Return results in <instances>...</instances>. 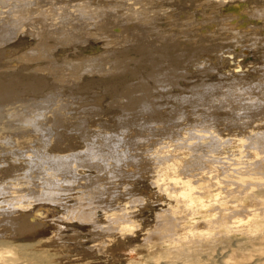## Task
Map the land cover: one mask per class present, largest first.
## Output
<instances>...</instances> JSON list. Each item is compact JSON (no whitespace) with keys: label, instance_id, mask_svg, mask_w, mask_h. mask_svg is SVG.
I'll return each mask as SVG.
<instances>
[{"label":"bare ground","instance_id":"1","mask_svg":"<svg viewBox=\"0 0 264 264\" xmlns=\"http://www.w3.org/2000/svg\"><path fill=\"white\" fill-rule=\"evenodd\" d=\"M43 1L46 2L45 0ZM57 1L58 0H51L43 11V6L39 4L41 0H0V32L3 30L5 31L7 26L11 27L14 23L19 24V30H23V23H28L34 18H40L42 19L40 21L42 26L39 29V34L36 35L40 40L48 36L56 35L55 28L60 20L64 21V23L62 22V31L70 35V29L68 30L65 26V24H67L66 22L70 23L71 21L69 20L76 18V16L85 15L89 4L76 1V4L71 2L74 5L71 4L69 8L57 7L53 9L52 7ZM100 1L101 7L104 6L110 11L116 8L128 13L127 11L134 9V12L136 11L135 15L131 16L140 21H144L146 17L153 14L160 13L166 15L169 8L172 6L158 5L156 1L152 4V0ZM184 1L180 0V4L175 5H181V3L184 5ZM214 1L219 2L220 12L218 11L219 16L214 15V17H212L211 15V17H209L212 21L218 22L221 26H228L230 32L239 38L247 35H245L244 32L250 31L248 34L252 36L254 42L257 40V35H259L257 32H259L261 26L259 28L258 25L257 27L259 30L256 31L258 28L254 27L252 24H256L255 21L258 17L264 16V8L255 5L253 7L251 6L252 8L250 9L249 2H247L248 0H240L239 2L229 1L231 2L229 5L226 4L228 0ZM259 1L260 0L257 2L259 3ZM257 2L256 4H258ZM261 2L264 4V0H261ZM31 3L32 5H36L37 11L42 13L37 12V15L32 17L28 9ZM251 3H253V0H250V4ZM90 7L92 6L90 5ZM188 8L190 7H187V9ZM199 8L201 7L199 6ZM246 8H249L250 12H248ZM195 10L192 9L188 14H186V12L189 10L186 11V16L180 14V21L177 23L180 32L188 38L191 36L190 34L194 35V37L200 35L199 33L198 36H195L197 32H194V30L197 31L194 27L200 25L198 23L200 20L198 21V17L196 18L197 15L195 13L197 11ZM245 10L250 14L247 15ZM204 15H206L205 12ZM208 25L205 27H208ZM211 25H214V23ZM198 27L199 26H197V28ZM201 27L206 30L204 26L201 25ZM209 27V32L211 29L215 28L214 26ZM113 29H115V27H111L109 31L103 30L105 32H103V36L113 45V48L116 49L118 44L125 42L126 38L123 35H125L126 32H122L123 29L121 31L119 27L115 31ZM166 30L167 29H159L153 24L148 27L147 33L150 31L154 32V36H156L157 40L160 42L157 47L164 46L163 43H167L166 45L170 49H166L162 52H151L150 55H148L151 56L157 53L160 55L161 61L158 62L153 58L154 56L149 59L151 68L146 78L153 79L155 82L154 84L160 87L164 82L166 83V81L169 82L172 87H178L179 80H187L185 71L179 72L178 70L181 68L176 67L180 61L178 56H186L189 52L186 48L188 46L184 47L177 44L176 41L174 42L176 34H170L169 32L171 31ZM12 31L13 33L16 32V30ZM199 31L201 30L199 29ZM202 32L203 31H201V33ZM211 33L214 34V31L211 30ZM211 33L210 36L212 35ZM204 34H207L206 31ZM204 34L203 37L200 35V39L203 40V38H205L204 36H207ZM229 35L231 36V34ZM261 35H263V33ZM14 37L13 35L9 39L7 38L0 41V83H8L13 88L11 91L5 93L7 96L5 99L0 98V153H4L3 151L5 150L11 153H9L10 158L8 157L10 160H8L9 163L6 166L4 164L5 167L0 165V264H52L50 262L51 255L48 252L55 251L57 246L60 245L58 242V234L59 230L63 227V225L61 227L59 224L62 220L69 221L67 223H76V220L80 223H87L93 230H101L104 234L113 231L123 241L127 235L134 234L137 230H140L144 236V243L141 246L138 245L137 251L142 253V255H146V259L151 260L153 264H264V74L262 72L257 71V73L263 74V79L261 78L262 80L259 82L253 81L251 79L253 76L255 77V75H253L252 78H248L249 73L248 75L245 74L247 76L244 75L242 63H239L240 60L231 59L234 63L232 69L226 72L224 71L223 74L220 73L222 76L219 74V76L226 80L225 83H220L221 85L224 84L220 87L225 89V92L228 93L227 95L236 97L239 100V106H235V102L234 105L227 103L229 105L228 108L224 106L223 110L220 108L218 110V112L222 111V114L226 115L223 122L224 126H226L225 131L227 129L226 134L221 133L222 131L219 129L220 126L217 127L220 121L218 120L219 117L217 118L218 115L209 111L212 113V118L210 116L209 118H211V120L203 122V124H194V120H191L193 124L188 120L183 124L177 121L178 123L175 124V129L170 126L172 129L166 130L162 134L159 133V138H157V136L155 139L153 137V139L150 137L145 139V136L141 138L138 137L140 141L142 140L141 143L143 142L146 144L145 147L140 148V155H144V160H146L143 166L150 167L152 170V182L156 183L161 190H165L171 199V203H168L166 208L155 211L154 220H152L153 223L142 228L137 221L139 213L136 211L141 206L144 207L145 205L142 193L139 194L134 192L132 188L129 190L124 188L130 191L129 196H126V200H128L126 202L119 201L111 204L112 201L115 200V197L117 198L116 192L109 190L110 187L113 188V186L118 185V183L114 181L117 178L116 173H123L127 169L134 173V168L141 170L138 161L136 162V160H134L135 156H130L133 159L131 163L128 161L124 164V159L129 155H125L124 151L119 153L121 150L119 151V145L117 144L111 146L106 144V141L112 139L111 137L117 135L118 132L116 131L117 134L113 136L111 133L109 134L107 132L101 136L102 139L98 144V146L100 145L99 147H95L96 144L90 141L89 143L87 142L88 144H86V147L82 150L76 148V135L68 133L69 122L76 121V126H79L77 125L78 123H83L81 120L84 118V108L86 109L89 105L95 109L93 112L102 115L103 111H100L101 107L99 103L101 104L103 96L99 98L101 99L100 102L98 98L96 99L93 97L95 100H92L88 106L78 109V111L69 108V102L65 100L66 98H61L41 99V102L47 101V104H42V106L35 109L30 108L29 112H23L21 107H18L23 106L26 108L29 100L20 97V95L32 93L39 96L43 92L45 93L47 80L44 76L33 75L29 72L30 70H42L41 66L43 65L25 68L19 65L17 67V64L14 62L15 59L17 60L24 57L37 56L36 59L41 58L42 55L39 54L38 51L36 52L37 47H39V45L41 46V42L36 43L35 48L33 46L32 48H26L29 45L26 44L27 41L24 42L25 40L23 41V39L22 41L19 40V43L8 45ZM121 38L125 39H122L123 41L120 42ZM259 39H261V37ZM262 41L264 42V40ZM22 45H25V48H22L23 50L19 52ZM154 47L156 46L148 41H143L137 45V49L140 52ZM263 47L264 46H262V48ZM118 48L120 49L118 51L119 55H110L109 52L104 51L99 54L96 53L97 55L94 54V56L87 50L85 52V54L88 53L86 56L80 57L79 55H75L79 56L77 59H68L65 56V59L62 61H49L47 70H52L53 74V71H75L76 68L86 65L91 68L90 73L94 72L101 77L105 75L116 76L123 73V70L118 69L119 66L126 65L127 68L129 67V55H131L126 53V49L122 47ZM243 50L244 48L242 51ZM238 52L241 51L239 50ZM253 52L255 51L253 50ZM193 53L194 52L188 53V57L191 58L190 62L201 69L197 67L201 74L205 75L208 72L211 73L209 68L211 66L206 67L208 66L205 61L207 55L205 57L206 59L194 60L192 57ZM18 54L21 55L17 57L16 55ZM206 54H208V56L210 55L209 53ZM221 54L222 53H220L219 56H221ZM228 54L227 52L226 55ZM231 54L233 55V52ZM246 55L247 57H245L248 58L247 53ZM212 56L217 57V55ZM222 57L223 56H221L220 59H222ZM169 58H173V60ZM55 59H57L56 56ZM163 59L170 60V63L167 64L166 71H163L161 68L162 64L165 63ZM184 61H187V59ZM207 62L210 61L208 60ZM29 66H32V63ZM131 66H133V64H131ZM216 66L218 67V65ZM24 70L29 71L25 73ZM254 70L250 72L253 73ZM56 73L57 72H55V74ZM251 73L250 75H252ZM43 74H45V72ZM256 76H259V74ZM220 78H218V81H220ZM255 78L257 79V77ZM53 79L56 80L57 78L53 77ZM78 80L79 77H76L71 81L69 85L71 90L80 86L76 82ZM85 80L86 79H84V83H86ZM88 81L86 83L87 85L90 84ZM104 83H106L107 87L110 86L116 90L117 100H114V105L118 104V107L122 109L121 111L123 112L117 116L114 115L115 119L118 121H125L126 118L128 119V117H130L135 122L138 115L146 116L158 113L161 106H163V104H156L153 101L154 96L150 93V86L145 78L138 77L137 81H131L128 77L127 79L123 77V79L106 80ZM211 83L215 84L217 89L220 88L218 84L214 82ZM169 84L168 87H170ZM195 84L197 85H189L190 87L188 89L191 93L190 96H186L187 94L181 95V102H183V99L186 100V98L189 97H193L191 98L192 100L195 98H197V100L204 99L208 96V93H211L213 90L210 91L211 86H214L213 84L209 85L208 82L201 84L196 82ZM85 88H87V86ZM216 88H214L215 90H213V92L217 90ZM122 89L128 90L122 92ZM158 89L162 90V88L159 87ZM165 89H163V91ZM186 90L184 89V91ZM157 91L155 90V92ZM171 91L172 89L170 92H166L167 96L169 95L178 100L180 96L179 93L176 95ZM209 96H211V94ZM212 96L214 97V95ZM171 97L170 100L172 99ZM222 97L225 98L224 96H221V98ZM226 98L224 100H226ZM167 99L169 100V98ZM213 99L214 98H212V100ZM229 100L232 101L233 99ZM205 101L207 100L205 99ZM217 101L220 102L221 99ZM35 102L37 101L35 100ZM194 102L195 104L197 103L196 100H194ZM198 102L203 103V100H198ZM185 103L187 104V102ZM180 104L182 105V103ZM212 104L214 105L215 102ZM217 106L219 107L220 105L218 104ZM134 107H137L138 111L132 113V108ZM71 110L75 111V113H72ZM175 110H177V108ZM169 111H171V109ZM179 111L181 112L182 109ZM182 113L185 114L184 110L179 113L181 114L179 120L180 117H185ZM201 115L203 116V112ZM168 120L170 119L168 118ZM16 121L19 123L14 124ZM105 121L109 120L105 119ZM199 121L202 122L204 120L199 119L198 122ZM152 123L154 124V122ZM141 126H143V124ZM59 127H68V129L59 130ZM43 131H48V135H52V138H50L51 136L45 138L47 134H44L45 132L43 133ZM97 132H95V135H88V137L98 136ZM75 133L77 134V132ZM119 134H122V132L120 133L119 131ZM86 136V133L82 134L83 139ZM118 138L120 141L125 140L126 137L118 136ZM83 141L85 142V140ZM136 142L134 144H137ZM121 148H124V146ZM6 154L8 155V153ZM121 162H123L124 165ZM132 165L136 167H132ZM90 169H95L99 175L97 177L88 174L85 175V170ZM100 173L105 175V182L101 181L102 178L100 177ZM68 187L72 190L78 189L80 192V195L74 196V202L72 204L62 201V193L67 191L66 188ZM123 187H126V185H123ZM94 199H98V201L95 202ZM94 202L98 203V205L93 206ZM48 203L58 204L60 210L48 205ZM110 205L113 207H110ZM97 208L102 209L103 221L95 216ZM72 231L76 233V229ZM107 236H110V233L107 234ZM112 238L113 237H111V239ZM146 241H148V243H146ZM147 260L142 259L140 263L148 264ZM127 264L135 263L129 262Z\"/></svg>","mask_w":264,"mask_h":264},{"label":"rangeland","instance_id":"2","mask_svg":"<svg viewBox=\"0 0 264 264\" xmlns=\"http://www.w3.org/2000/svg\"><path fill=\"white\" fill-rule=\"evenodd\" d=\"M45 1L46 2L41 0V2H39V4L41 6H43L42 7L43 11H44L46 5H48V3L51 0H45ZM76 1L77 2H86V3L89 4V6L87 7V11H86L85 15L76 16V18H73L72 20H69V21H71L70 23L66 22L67 24H65V26H66V28L68 30L70 29L69 30L70 31V35L67 34V33L65 34V32L62 31V29H63L62 22L64 23V21L60 20V21H58V23L56 25V28H55L56 29V35L48 36L45 39H41L40 40L38 37H36V35L39 34V29L42 26V23L40 22L42 19H40V18H34V19H31L30 22H28V23H23L22 24L23 25L22 26L23 30H19L18 29L19 24L14 23V24H12L11 27L7 26V29H5V31L3 30V31L0 32V35H1L0 36V41H3V39H7V38L9 39L13 35L15 36L14 39L11 41V43H9L8 45L13 44V43H19V40L22 41V39H23V41L25 40L24 42H26V41L28 42V43L26 42V44H28L29 46H27L26 48H32V46L35 48V44L38 43V42H41V46L39 45V47H37V50H36V52L38 51V53L42 55L41 58L36 59L37 56L36 57H24V58H20V59H17V60L15 59L14 62L17 64V67L19 65V66H23L25 68L33 67V66H37V65H39V66L43 65V66H41L42 70L38 69L39 71H31V70L30 71L27 70V71H29L33 75L44 76L46 78V80H47V83H46V86H45V90L46 91H45V93L43 92L39 96L37 94H32V93H28V95H27V93L21 94L20 97L29 100V103L27 104L26 108L23 107V106H19L18 108L21 107L23 112H29L30 108L35 109V108H39L40 106H42V104H44V105L47 104V101L41 102L40 101L41 99L46 100V99H61V98L63 99V98H66L65 100L67 102H69L68 103L69 108H71L73 110L76 109V111H78V109H81L82 107L88 106L89 103L92 102V100H95V98L96 99L98 98V100L100 102L101 99H99V98H101L103 96V100H101V104L99 103V105L101 107L100 111H103L102 115L101 114L98 115V114H96V112H93V111H95V109H93L89 105L86 109L84 108V112H83L84 116L82 115L84 117V118L82 117L84 120L83 119L81 120V122H83V123H78L77 125H79V126H76L77 122L76 121H74V122L71 121V122H69L70 123V125L68 126L69 129H68V127L67 128H65V127H61L60 128L59 127L60 128L59 130L68 129V133L69 134L76 135V148L78 150L84 149L86 147V144H88L90 141H91V143H95L96 144V145L93 144V145H95V147H99L100 145L98 146V144H99V142H101V139H102L101 136L102 135H104L105 133L108 132L109 134L111 133V135L113 136L114 134H117V132H118L117 135L113 136L114 138L115 137L116 138L114 139L113 137H111L112 138V139H110L111 141L107 140L106 144L110 145V146L114 145V144H117V145H119V147L117 146L119 148V151L121 150L120 152L118 151L119 153H122V151H124L125 155H129V156H127L126 159H124V161H125V162L123 161L124 164H126V162H128V161H129V163H131V161H133V159L130 156H133V157L135 156L134 160H136V162L138 161V165L141 168V170H137V169L134 168L133 171H134L135 174L133 172H130L128 169L123 172L126 175L123 174V173H120V172L116 173V175H117L116 179L117 180L115 179L114 181L117 182L118 185L117 186H113V185L109 184V185L113 186V188L110 187L109 190H111L112 192H116L117 198L115 197V200H113L112 203L111 202L110 203L113 204V203H116V202H119V201L120 202H126L128 200V199L126 200V198L129 196L130 191H127L125 189L129 190L130 188H132V190L134 192H137L139 194L142 193L145 205H144V207L141 206L138 210H136L139 213L137 221H138L140 227H142V228L143 227H147V226L151 225V223H153L152 220H154L155 211H157V210H159L161 208H163V209L166 208L167 204L171 203V201H170L171 199L169 198V195H168V193L165 190H161L156 183L152 182V180H151V176H152L151 171L152 170L150 169V167L149 166H143L144 165V161H146V160H144V157H145L144 155H142V156L140 155V148L145 147L146 144L143 143V142L141 143L142 140L140 141L139 138H141L142 136H145L146 137L145 139H148L147 137H150L151 139H153V138L155 139L156 136H157V138H159V135L164 133L166 130L168 131V130L172 129L173 127L175 129L176 128V125H175L176 123L179 122L180 124H183L184 122H186V120H188L192 124H193V121H191V120H194V124L195 123L196 124L197 123L198 124H203V122L211 120V118H212L211 114L212 113H215L216 115H218L217 118L219 117L218 120H220V121H219V124H218L217 127L220 126L221 128L219 127V129L222 131V132L221 131L220 132L226 134L227 133V129L225 131L226 126H224V124H223L224 119H225L224 117H226V115L222 114L221 110H223L224 106L228 108V106H229L228 104L234 105V102H235V106L238 105L239 104V100L236 97H232L230 95H227L228 93L225 92V89L220 87V86L224 85V84L221 85L220 84L221 82L222 83L226 82V80L223 77H221L222 76L221 74H223L224 71L226 72L227 70L228 71L231 70L232 67L234 66V63H233V61L231 59H235V60L239 59L241 61L240 62L238 60L239 63L240 64L242 63L241 65L243 67L242 69H243L244 75L245 74L248 75V73H249L248 78L249 77L252 78V76L255 75V77H257V79L254 76H253L252 79L251 78L250 79L253 80V81L255 80L256 82L257 81L259 82V81H261L263 79L262 76L264 74V66H263L264 65V57H263L264 56L263 55L264 54V49H263L264 47L262 48V46H264V42L262 40H264V37H263L264 36V30H263L264 29V16L263 17H258V18L256 17L257 18V20L255 21L256 24H252L254 27H257L259 25L258 27L260 28V26H261V28H262V29L260 28V30H259V28L257 27L258 29L256 31L259 30V32H257V33H259V35H257L258 36L257 40H260V41L255 40V42L258 43V44H256L254 42V40L252 39V36L250 34H248V33H250V31L244 32L245 35L246 34L247 35L239 38V37H236L235 35H233L230 32L228 26L227 27H225L224 25L221 26V25H219L218 22L212 21L209 18V17H211V15H212V17H214V15H216V16L218 15L219 16L220 5H219V2H216L214 0H193V1L192 0H190V1L189 0H185V1L183 0L185 2V4L187 3L186 5L185 4L182 5V3H181V5H175V4H180V2H179L180 0H159V2H158V0H154V1L152 0V4H154L153 2L156 1V3H158V5H165V6L166 5L167 6L172 5L174 9L171 6V8H169L168 13L166 15H162L160 13L159 14L149 15L148 17L145 18L144 21H140V20H136V19L132 18L131 15H135V12H136V11L134 12V9L127 11L128 13H126L124 10L116 9V8H114L113 10L110 11V10H107L106 7H104V6L101 7V5H100L101 1L100 0H87V1L86 0H71V1H69V0H58L57 3H55L52 8L53 9L57 8V7L69 8L72 3L76 4L77 3ZM229 1L239 2L240 0H228L227 3H226L227 5H229L231 3ZM257 1L258 0H256V1L253 0V3L250 4V0H248L247 2H249V5H250V6L248 5L249 8L251 9L255 5H258V7L260 6V8H264L263 2H261V0H260L259 3H258ZM256 2L258 4H256ZM74 4H72V5H74ZM90 5L92 7H90ZM189 5H192L197 10H195L192 6H189ZM199 6L202 9L199 8ZM187 7H190V8L187 9ZM249 8L248 9L246 8V10L248 12H250ZM28 9L31 12L32 17L36 16L37 12H39V11H37V6L36 5H32V3L28 7ZM192 9L197 11L195 13L197 16L196 15L195 16H196V18L198 17V21L200 20L198 22L200 25H197L199 27L198 28H197V26L194 27L197 30V31L194 30V32H197L195 34V36H198L199 33H200V35H202V37H203V34L206 31L207 34H204V35H207V36H204L205 38H203V40L200 39V35L198 37H194V35L190 34L191 36H189V38L185 37L184 34H182L180 32V28L177 25V23L180 21L179 17L181 15L182 16H186L185 12L189 10L188 12H186V14H188ZM212 10L213 11L215 10L216 12L215 11L213 12ZM247 11H246V14L249 15L250 13H247ZM180 12H184V13H180ZM204 12H205L206 15H204ZM39 13H42V12H39ZM137 13H138V11H137ZM156 23H158V24H156ZM208 23H209L210 27L214 26L216 28L215 29V28L212 27L213 29H211V30L214 31V34L211 33V30H210V32L208 31L209 30L208 29V27H209ZM213 23H214V25H211ZM152 24L156 25L157 28H159V29L162 28L164 30L167 29L166 31H171L172 33L169 32L170 34H176V37H175L176 39L174 40V42L176 41L177 44H180L181 46H184V47L188 46L189 49H188V47H186L187 50L189 52H194L193 56H192L194 60L195 59L196 60H198V59L199 60H203V59L207 58L205 61L208 64V66H206V63H205V66L206 67L211 66V67H209L211 73L208 72L207 74H205L206 76L204 74H201L200 73L201 69L197 65L195 66L194 63L190 62L191 58L188 57L189 56L188 55L189 52L187 51L188 53L186 54V56H183V55H181L180 57L178 56V58H180V61L178 62L176 67H180L181 68V69L178 70L179 72H184L185 71V75H186V78H187V80L186 79L179 80V86L178 87H175V86L172 87V85L169 84V82H167V81H166V83L164 82L163 83L164 85L162 84L161 87H160V86L154 84L155 82L153 81V79L146 78V76L150 72V68H151L150 64H149V59H151V57L154 56L153 58H155L158 62L161 61L160 55H158L157 53H155L154 55H151V56H148V55H150L151 52H156V51L162 52V51H165L166 49H170L166 45L167 43L166 44L163 43L164 46L157 47L160 44V42H159V40H157V37L154 36V32L150 31L149 33H147L148 27L151 26ZM25 25H27V26H25ZM134 25H135V27H134ZM136 25H137V27H136ZM201 25L204 26V28L206 30H204L201 27ZM207 25H208V27H205ZM111 27L112 28L115 27V29H113L114 31L117 30L118 27H119V28H121V31L123 29L122 32H124V31L126 32V34L123 35V36H125L126 39L125 38H121L120 39V42L123 41L122 39H125V42L124 43L121 42L120 44H118L116 49L113 48V45L110 44L108 42V40L103 36L104 35L103 34V32H104L103 30L109 31V29H111ZM199 29L201 31H203V32L201 33V31H199ZM12 30H16V32L13 33ZM210 33L212 34L211 36H210ZM215 33H216V35H215ZM228 33L231 34V36ZM262 33H263V35H261ZM259 36L261 37V39H259L260 38ZM235 38H236V40H235ZM233 40H234V42H233ZM143 41L151 42L156 47L149 48L148 50L140 52L137 49V45L139 43L143 42ZM32 43H33V45H32ZM247 44H249L250 46L247 45ZM251 44H252V46H251ZM237 46H238V48H237ZM242 46H245V47H242ZM118 47H120V48L122 47V48L126 49L125 50L126 53L127 54H131V55H129L130 56L129 67L127 68L126 65L119 66L118 69L123 70V73H121L119 75H116V76L115 75L114 76L105 75V76L101 77L100 75H98V74H96L94 72L90 73L91 68L86 66V65H83V66H81L79 68H76L75 71H68L67 72L65 70H61V71L58 70V71H53V74H52V70H49V69L47 70V66L49 64V61H54V60L55 61H57V60L62 61L63 59H65V56L68 59H74V58L77 59L79 56L80 57L86 56V54H88V53L85 54V52L87 50H88V52L91 55H94V54L97 55V54H99L101 52H104V51L105 52H109L110 55H113V54L119 55L118 51L120 49ZM235 47H236V49H235ZM252 47H254V48H252ZM22 48H25V45H22V47L20 48L21 50L19 52H21L23 50ZM243 48H244V50L242 51ZM106 49H107V51H106ZM239 50L241 52H244L245 54L241 53V52H238ZM253 50L255 52H253ZM214 51H215V53H214ZM224 52H226V53H224ZM227 52L231 56L229 54L226 55ZM230 52L231 53L233 52V55ZM66 53H68V54H66ZM201 53H203V54H201ZM206 53H209L210 55L208 56V54H206ZM220 53H222L221 56H223L225 58L222 57V59H220V57H221V56H219ZM239 53H241V54H239ZM246 53L248 54L249 60H248V58H246L247 57ZM200 54L203 55V56H201ZM20 55L21 54H18L16 56L18 57ZM53 55H55L57 59H55V56H53ZM75 55H79V56H75ZM206 55H207V57H206ZM212 55H217V57L216 56L213 57ZM199 56L201 57V59H200ZM240 56H241V58H240ZM51 57L54 58V59H52ZM212 58H213V61H212ZM169 59L173 60V58H169ZM169 59H163V62L165 61V63L162 64V66H161L163 71L167 70L166 69L167 68V64L170 63ZM186 59H187V61H184ZM246 59H247V61H246ZM208 60L210 62H207ZM247 62H250V63H247ZM27 63H28V65H27ZM31 63H32V66H29V65H31ZM212 63H213V65H212ZM33 64H35V65H33ZM131 64H133V66H131ZM216 65H218V67ZM219 65L221 66V69H220ZM248 65H251V66H248ZM258 66L261 67V68H259ZM262 66H263V68H262ZM184 67H185V69H184ZM43 70H45V71H43ZM252 70H254L256 72L253 71V73H254L253 74V73L250 72ZM24 71H25V73H28L26 70H24ZM212 71H214L215 73L212 72ZM247 71H249V72H247ZM257 71L262 72L263 74H260L259 72L257 73ZM44 72H45V74H43ZM55 72H57V73L55 74ZM217 73H218V76L221 73L220 74L221 76L218 77ZM250 73L252 75H250ZM59 74H62V75H59ZM257 74H259V76H256ZM126 75H127L129 80L131 79V81H135V80L137 81L138 77H142V78L146 79L147 83L150 86L149 87V91L154 96L153 97V101L156 104H158V103L161 104V105L163 104V106H161V109L158 111V113H155V114L153 113L151 115H146V116L145 115H138L137 116L138 119L136 118L135 122L130 117H128V119L126 118L125 121L124 120L123 121L122 120L118 121L117 119H115V116H117V115H119V114H121L123 112L121 111L122 109H120L118 107V104L114 105V100H117L116 90L113 89L110 86L107 87V85H106V83H104V81L112 80V79H116L117 80L118 78L119 79H121V78L123 79V77H124V79H127ZM247 75H245V76H247ZM62 76H63V78H62ZM53 77H55L57 79L55 80V79H53ZM76 77H79V80L76 81V82L80 86H78L76 88H73L71 90L69 85L71 84V81L74 80ZM217 77L218 78L221 77L220 81H218L219 79ZM82 79H83V81H82ZM84 79H86L85 80L86 83L89 80L88 83L90 82V84L87 85L86 83H84ZM202 80H203V82H202ZM152 81H153V83H152ZM196 82L198 84L207 83L208 82L209 85L213 84L211 82H214V83L218 84V87H220V88L217 89L216 88L217 86L215 84H213L214 86H211L210 91L212 89L215 90L214 88H216L217 90L214 91V92L212 90L211 93L209 92L208 96L211 94V96H209V98H208V96H206V98H204V99H198L199 101L203 100L204 104L202 102H198L197 98L192 100L191 98H193V97L186 98V100L183 99L182 100L183 102H181L180 101L181 100L180 98H182L181 95L183 96V95L187 94L186 96H188V95L190 96L191 93L189 92L188 88L190 86H192V85H197V84H195ZM262 83H263V81H262ZM168 84H169L170 87H168ZM86 86H87V88H85ZM88 86H90V87H88ZM158 87L162 88V90L161 89L159 90ZM182 87H184V88H182ZM185 87H187V88H185ZM89 88H90V91H89ZM12 89L13 88L8 83H0V98H4L5 99L7 97L5 95V93L11 91ZM163 89H165V90L163 91ZM171 89H172V91H171L172 93H175L176 95H177V93H179L180 96H179L178 100L175 99L174 97L172 98L169 95L167 96L166 92H170ZM184 89L185 90L187 89V90L184 91ZM127 90L128 89H122V92H125ZM155 90L156 91L158 90V91L155 92ZM223 93H226V94H223ZM215 94H217V95H215ZM45 95H46V97H45ZM212 95H214V97ZM220 95L224 96L225 98H226V95H227V98L230 96L228 98V100L229 99H233L232 100L233 102L230 101V100L228 101L227 98H226V100H224L225 98H223V97H222L223 98V100H222ZM89 97H90V99H89ZM93 97H95V98L93 99ZM170 97L172 98L171 100H170ZM210 97H212L214 99L212 100V98H210ZM37 98H39V99H37ZM167 98H169V100ZM205 99L207 101H205ZM215 99H216V101H215ZM218 99H219V101L221 99L222 102L221 101L218 102L217 101ZM35 100L37 102H35ZM160 100H162V101H160ZM194 100L197 101L196 104H195ZM188 101H189V103H188ZM30 102H33V103H30ZM71 102H73V103H71ZM178 102L182 103L183 106L180 103H178ZM185 102H187V104ZM213 102H215L214 105L212 104ZM206 103H207V105H206ZM224 103H226V104H224ZM218 104L220 105L219 107L217 106ZM204 106H206V107H204ZM175 107L177 108V110H175L176 109ZM201 107H204V108H201ZM219 108L221 109L220 110L221 112H218ZM87 109H88V111H87ZM170 109H171V111H169ZM180 109H182L181 112H183V110H184V113H185V114L182 113L183 115H185V117L184 116L182 118L180 117V120L183 119V120H181V122L179 120V116L181 115V114H179V113H181L179 111ZM73 110H71V112L75 113V111H73ZM132 110H133L132 113H135L136 111H138V108L134 107V108H132ZM205 110H206L207 113L205 112ZM173 111L176 112V113H174ZM209 111L210 112L212 111V113H210ZM171 112H172V114H171ZM202 112H203V116L201 115ZM110 114H111V116H110ZM204 114H205V116H204ZM210 116H211V118H209ZM142 118H143V120H142ZM168 118L171 121L168 120ZM173 118H174V120H173ZM177 118H178V120H177ZM198 118L201 119V120H204V121H202V122L199 121L198 122V120H199ZM105 119H108L109 121H105ZM164 119H166L167 121L164 120ZM173 121H175V122H173ZM137 122H139V123H137ZM152 122H154V124ZM18 123H19L18 121L14 122V124H18ZM142 124H143V126H141ZM151 124H152V126H151ZM74 126H76V127H74ZM117 128H119V129H117ZM165 128H167V129H165ZM159 129L161 130V132H160ZM118 130L120 131V133L122 132V134H119ZM223 130H224V132H223ZM69 131L72 132V133H70ZM94 131L95 132L99 131V132H97L98 136H94V137L93 136H89L88 137V135H93V134L95 135ZM75 132H77L78 136H77V134ZM43 133L47 134V135H45V138L50 137V136H51L50 138H52V135H50V136L48 135V131H43ZM85 133L87 135L86 137H88L87 139H85L86 137H84V139L82 137V134H85ZM137 134L138 135L140 134V135L138 136ZM118 136H124L126 138H125V140H120L119 141ZM95 138H96V140H95ZM129 139H131V140H129ZM78 140H80V141H78ZM83 140H85V142ZM115 141H116V143H115ZM135 142L137 144H134ZM108 143H110V144H108ZM128 144H130V145H128ZM122 146H124V148H126V149L121 148ZM79 147H80V149H79ZM7 151L8 150H5V151H3L4 153H0V162H1L0 165L2 167H5L10 161L9 160V158H10L9 155L11 153H10V151L9 152H7ZM6 153H8V155ZM123 162H121V163L123 164ZM4 164H5V166H4ZM132 167H136V166L132 165ZM144 168H146V169H144ZM84 174L85 175L88 174V175L93 176V177L94 176L97 177L99 175V173H97L95 169L85 170ZM113 175H115V174H113ZM100 177L102 178L101 181L105 182L104 181L105 180V175L100 173ZM122 184L124 186L126 185V187H123ZM66 190L67 191L62 193V199H63L62 201L63 202L66 201L69 204H72L74 202V196L75 195L76 196L80 195V192H79L78 189L72 190L69 187L66 188ZM65 193H67V194H65ZM94 201L97 202L98 199H94ZM95 202H94L93 206H97L98 205V203H95ZM48 205L55 207L57 210H60L58 204L48 203ZM110 207H113V206L110 205ZM96 211H97L95 213L96 218H99V220L103 221L102 209L101 208H97ZM67 222H69V221H65V220L63 221L62 220V222L59 223L61 227L63 225V227H62L63 230L62 229L59 230V234H58L59 240H58V242L60 243V245L57 246V249L55 250L56 252L55 251L48 252L51 255L50 262L52 264H127L129 262H134L135 264H141L140 262H141L142 259L143 260H147L146 259L147 258L146 255H144V254L142 255V253H139L137 251V248L144 243V236H143V233L140 230H137L134 234L127 235L125 237L124 241H123L113 231H110V232L104 234V232H102L101 230H98V229H94L93 230L91 228V226L89 224H87V223H80L77 220H76V223H67ZM70 222H72V221H70ZM83 224H85V225H83ZM73 229H76V233H73V231H72ZM109 233H110V236L113 235V236H111V237H113L112 239H111L110 236H107V234H109ZM146 243H148V241H146ZM105 246H107V247H105ZM47 248H49V247H47ZM147 261H148L147 262L148 264H153V262L151 260H147Z\"/></svg>","mask_w":264,"mask_h":264}]
</instances>
